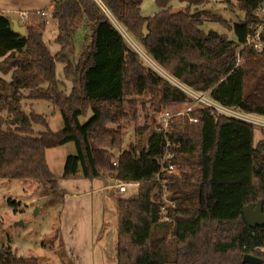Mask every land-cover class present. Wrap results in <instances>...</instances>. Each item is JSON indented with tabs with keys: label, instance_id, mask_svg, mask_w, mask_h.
Instances as JSON below:
<instances>
[{
	"label": "trees",
	"instance_id": "trees-1",
	"mask_svg": "<svg viewBox=\"0 0 264 264\" xmlns=\"http://www.w3.org/2000/svg\"><path fill=\"white\" fill-rule=\"evenodd\" d=\"M172 1L154 0L158 12L146 18L143 0H53L60 46L54 56L43 41L46 24L36 11L21 19L24 36L0 13V74L11 77L7 82L0 76V179L32 181L55 191L58 183L46 152L73 143L75 155L65 160L64 179L93 181L114 172L117 182L139 183L135 196L129 192L116 200V264H244L245 255L264 263V228L250 229L243 216L251 203L261 201L264 210V139L255 143L254 126L210 108L171 118L165 135L156 120L148 124L151 112L175 111L192 100L154 72L149 98L126 101L134 93L130 76L142 60L110 18L171 78L209 93L224 107L264 117V52L243 46L259 22L253 13L263 0H237L244 18L236 24L200 9L209 0H176L185 4L179 11L172 10ZM206 21L220 23L236 40L204 32L200 26ZM80 30V51L71 58ZM239 48L243 62L235 68ZM57 63L72 84L69 95L57 82ZM24 98L59 109L63 129L36 135L33 125L47 127V121L24 113ZM86 110L91 116L82 124ZM119 116L134 122V141L112 168L110 150H121L122 137L118 127L107 124H116ZM166 138L177 146L170 151L179 170V175L161 177L173 203L171 223L161 221L162 183L155 180ZM0 264L35 261L6 249L0 250Z\"/></svg>",
	"mask_w": 264,
	"mask_h": 264
},
{
	"label": "rangeland",
	"instance_id": "rangeland-1",
	"mask_svg": "<svg viewBox=\"0 0 264 264\" xmlns=\"http://www.w3.org/2000/svg\"><path fill=\"white\" fill-rule=\"evenodd\" d=\"M52 1L25 0L20 11L24 13L29 9L28 7H31V9H42L50 15L49 6ZM171 7L173 11H179L185 7V4L174 0L171 2ZM200 9L210 11L231 24L239 23L244 18L243 13L237 8V0H209ZM157 12L158 8L154 0H143L141 4L143 17H152ZM3 14L11 20H20L17 14L8 12ZM110 18L115 27L120 29L127 45L138 53L142 60V64L130 76L133 80L131 82L132 93H134L132 97H127L125 100H147L151 95L150 90L154 81L152 73H158L167 79L170 77L144 54L112 17ZM45 29L43 40L51 55L54 56L60 51V46L56 43L57 23L51 19ZM200 29L204 32L213 31L226 35L229 41L236 40L234 33L218 22L206 21ZM83 36V30L75 34L76 49L71 58L77 57ZM141 67H144L145 71L140 69ZM63 68L64 65L57 63L56 78L60 89L69 95L72 84L65 79ZM0 76L7 82L11 81L10 75L0 74ZM142 78L145 79L144 83ZM134 83H138L139 86ZM22 94L26 97L28 92L22 91ZM21 107L26 114L34 112L46 119L47 127L33 125L36 135L46 133L48 129L53 133H59L63 129L59 109L53 108L48 102L30 101L24 98ZM125 107V111L128 112L126 105ZM183 110L184 108L180 107L175 111ZM163 113L151 112L148 124H154L156 120V124L161 126ZM90 116L91 112L86 110L84 116L80 117V122L84 124ZM140 122H142L141 118ZM108 127H118L122 137L121 150H110L115 157L111 159L113 162L134 141L135 124L130 116H119L116 124L108 123ZM254 133L255 143L264 139V127L255 126ZM70 155H75L73 143L52 148L46 152L49 170L58 183V189L55 191H47L32 181L0 179V250L7 249L9 254L34 260L35 264H116V200L122 194L116 193L118 183L115 181V173H105L102 179L93 181L81 176L75 179H64L65 160ZM136 188L130 187L123 196H127L129 192L130 195L135 196Z\"/></svg>",
	"mask_w": 264,
	"mask_h": 264
},
{
	"label": "built area",
	"instance_id": "built-area-1",
	"mask_svg": "<svg viewBox=\"0 0 264 264\" xmlns=\"http://www.w3.org/2000/svg\"><path fill=\"white\" fill-rule=\"evenodd\" d=\"M50 9H51V13H52V8H50ZM103 10L106 12L105 8H103ZM37 13L43 17L46 26L49 25L50 20L52 19L51 14L48 15V13L44 12V11H38ZM26 15H27V13L21 14L20 18L21 19L26 18ZM253 15L255 17L259 18V22L255 26L254 33L250 34L246 38V42H245V44H243V46L244 45H250L255 50L262 53V52H264V43L261 41V35L264 33V0H263L262 4L255 10ZM239 51H240V48L237 50L235 68L240 66L243 62L242 58L239 55ZM168 77H170V76L168 75ZM165 79H167V78H165ZM167 80L173 86H175L181 92H183L190 100H192V104L185 106V107H182V108H184L183 111H175L173 113L169 111V112L163 113L162 118H161L163 122H162L160 128H158V130L162 131L164 133V135L167 133V131L169 129L168 126H169V122H170L172 117H174V116L175 117L189 116V113L192 112L196 107L210 108V109L215 110L216 112H219L220 114H223L227 117L245 122V123L250 124L254 127L255 126L264 127V117H261L258 115H253V114H247V113H244L240 110L224 107V106L220 105L219 103H217L216 101L212 100L210 98L209 93L196 92V91H194L191 88L181 84L180 82L176 81L175 79H173L171 77H170V79L168 78ZM189 120L192 123H197V119H195V118H189ZM175 147H177V146L172 145L170 143V141L166 138V140H165L166 150H165V153L161 157L159 171L155 175V180L157 182L162 183V202L164 204L161 206L160 216H161V221L166 222V223L172 222V218H171L170 213H169V208L173 207V203L168 199V192H167V188L165 186V181H162L161 177L165 173L169 174V175H179V170H178L176 164L174 163V154L170 151L171 148H175ZM111 164H112V167H117L116 161H113ZM117 183L118 184H117L116 188L121 194L127 193L130 187H138L139 186V183H136V182H130V183L117 182Z\"/></svg>",
	"mask_w": 264,
	"mask_h": 264
},
{
	"label": "water",
	"instance_id": "water-1",
	"mask_svg": "<svg viewBox=\"0 0 264 264\" xmlns=\"http://www.w3.org/2000/svg\"><path fill=\"white\" fill-rule=\"evenodd\" d=\"M12 30L24 36L26 30L24 27L19 26L16 20H11ZM243 216L246 221L247 226L250 229H263L264 228V210L263 204L261 201L257 203H251L243 208ZM244 264H264L263 261L259 258L253 257L251 255H245L243 257Z\"/></svg>",
	"mask_w": 264,
	"mask_h": 264
},
{
	"label": "crops",
	"instance_id": "crops-1",
	"mask_svg": "<svg viewBox=\"0 0 264 264\" xmlns=\"http://www.w3.org/2000/svg\"><path fill=\"white\" fill-rule=\"evenodd\" d=\"M24 2H25V0H0V13L3 14V12H6V13L8 12L10 14L11 13L17 14V15H19V18H20L21 14H25V13H29V12H33V11H36V12L43 11L42 9H31V7H28L29 9L27 11H24V13H23L20 11L21 10L20 8L22 7L21 5ZM49 8H52V4L49 6ZM16 21L18 22L19 26L22 25L21 18H20V20H16ZM45 31H44V33H45ZM44 33H43V39H44Z\"/></svg>",
	"mask_w": 264,
	"mask_h": 264
}]
</instances>
